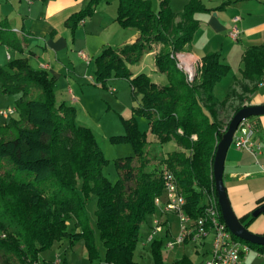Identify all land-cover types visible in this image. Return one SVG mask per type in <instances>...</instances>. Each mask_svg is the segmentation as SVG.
I'll return each mask as SVG.
<instances>
[{
  "label": "trees",
  "instance_id": "1",
  "mask_svg": "<svg viewBox=\"0 0 264 264\" xmlns=\"http://www.w3.org/2000/svg\"><path fill=\"white\" fill-rule=\"evenodd\" d=\"M99 2L88 0L68 25L75 28L92 16ZM169 3L162 0L155 11L150 0H119L118 23L138 31L140 37L132 44L107 47L95 58V84L104 85L112 77L127 79L134 100L139 98L135 111L151 124L150 140L135 119L123 121L125 134L117 139L130 143L134 154L116 161V185L102 173L107 160L91 129L77 125L74 106L58 103L55 79L46 71L32 69L24 58L0 69L2 93L20 95L15 102L19 119L0 125V264H51L41 258L42 253L66 239L70 244L83 240L91 262L139 264L134 252L140 228L154 213L155 199L163 193L160 167L151 168L157 158L148 154L166 143L181 147L166 153L161 164L174 173L186 200V212L193 218L202 214L204 191L214 192L218 200L213 162L231 120L224 125L220 110L237 99L239 103L231 106L232 118L241 108L253 105L250 95L264 81V44L246 49L242 78L220 101L214 87L231 70L221 61L220 52L201 58L198 78L192 85L170 57L173 50L188 49L198 27L193 16L206 8L200 0H191L177 15ZM158 44L162 48L155 64L167 77L165 85L145 73L134 75L130 69ZM6 166L11 170L6 171ZM12 170L29 172L34 182L16 178ZM47 187H51L48 195ZM91 198H96L98 205L95 224L85 209ZM249 245L264 252L262 246ZM151 251L153 264H169L163 258L160 240L152 243Z\"/></svg>",
  "mask_w": 264,
  "mask_h": 264
},
{
  "label": "crops",
  "instance_id": "2",
  "mask_svg": "<svg viewBox=\"0 0 264 264\" xmlns=\"http://www.w3.org/2000/svg\"><path fill=\"white\" fill-rule=\"evenodd\" d=\"M87 1L0 0V69L6 68V65L14 59L24 58L32 69L46 71L55 79L58 103L66 102L79 110L82 106L86 107L88 88H85V93L82 86L87 73L81 77L82 68L95 72V58L105 48L132 44L140 37L138 31L124 29L118 23L119 0H100L92 16L77 23L75 28L70 27L68 20L80 12ZM150 1L153 9L158 11L162 0ZM169 1L171 10L179 15L191 0ZM200 1L206 10L199 11L193 16L198 27L187 51L199 60L209 53L220 52L221 61L230 66V72L233 66H237L238 72L234 73L233 78L229 80L225 87L226 92H223L218 85L228 75L214 87V94L223 101L235 81L242 78V57L246 49L264 44V0ZM235 17H239L236 24L233 21ZM234 26L239 29L237 38L231 35ZM161 48L162 44L156 45L139 64L130 66L133 74L145 73V68L150 67L156 73V77L147 75L157 84H167L166 75L159 72L155 64V57ZM80 52L84 53L90 61H86ZM94 78L93 76V80ZM112 91H116L115 88H112ZM219 94L224 96L221 97ZM19 97L20 95L3 94L0 82V108L15 106L14 100L16 102ZM249 101L253 105L264 104V81L250 95ZM79 113L78 111V117ZM232 113H229L230 117ZM16 114L9 119L0 118V125L7 124L10 119H19V115L16 116ZM219 118L220 120L223 118L222 110H220ZM249 119L256 126L258 139L264 140V115ZM170 143L173 148H176L174 142ZM261 163H264V154L254 156L233 146L227 152L223 178L230 204L241 223L251 232L264 235V213L258 216L253 215L257 208L264 205V174L260 169ZM162 207V205L156 207L154 213L148 216L145 223L147 233L140 235L134 260L139 264H153L151 246L154 241L160 240L166 263L203 264L211 251V249L206 251L203 249L209 243L212 247V234L194 245L197 254H202V257L198 255L199 261H195L193 256H187L189 244L185 243L186 245L170 250L165 247L167 237L164 235L156 237L152 242L148 241L150 228L156 219L166 223L172 237L179 233V228L178 230L174 228L175 226L177 228L178 218L172 214L163 215ZM70 225L73 226V224ZM98 244L101 253L104 254L105 248L102 250L104 246L100 240ZM198 244L203 247L201 251L198 250ZM51 248L57 250L53 259L48 261L51 264L57 257L61 258L64 264H107L103 260L91 262L83 240L70 244L66 239L55 242ZM41 258L45 260L42 255ZM246 262L247 264H264V252L251 247Z\"/></svg>",
  "mask_w": 264,
  "mask_h": 264
},
{
  "label": "built area",
  "instance_id": "3",
  "mask_svg": "<svg viewBox=\"0 0 264 264\" xmlns=\"http://www.w3.org/2000/svg\"><path fill=\"white\" fill-rule=\"evenodd\" d=\"M233 21L236 24L239 17H235ZM238 33L239 29L234 26L231 35L237 38ZM80 54L86 61H90L84 53L80 52ZM170 57L175 61L177 68L184 73L186 82L190 85L194 84L198 78L200 60L187 50H173ZM17 112L15 106L0 108V118H12ZM256 132V126L250 119L242 121L234 134L232 145L236 149L247 151L254 156L264 154V140H259ZM260 169L264 174V163L260 164ZM160 174L163 180V193L155 199V206L162 205L164 214L175 215L180 222V231L172 237L166 223L156 219L150 228L148 241L152 242L156 237L164 235L167 237L165 247L174 249L188 241L199 243L203 238L212 234L210 255L203 264H247L246 257L251 246L234 238L222 218L214 192L204 191V199L201 204L202 214L193 218L185 210V197L179 192L176 177L167 164L160 165ZM53 264H64V262L57 257Z\"/></svg>",
  "mask_w": 264,
  "mask_h": 264
},
{
  "label": "rangeland",
  "instance_id": "4",
  "mask_svg": "<svg viewBox=\"0 0 264 264\" xmlns=\"http://www.w3.org/2000/svg\"><path fill=\"white\" fill-rule=\"evenodd\" d=\"M234 68L228 74V76L219 83V88L225 91L226 85L230 82L233 78L234 73L238 72L237 66H233ZM145 74H150L153 77H156V73L152 71V68L147 67L145 68ZM87 73L85 76L86 79L84 80L85 83L83 84L82 88L86 93V89L88 88L87 94L88 98L85 100V106L81 107V110L76 108V123L78 126H83L91 129L93 132L96 140L98 141L102 151L104 153L105 159L107 160L106 165L104 166L102 173L108 179V181L112 185H116L119 181V175L116 167V161L120 158H125L134 154L133 147L130 143H126L117 139L118 137L125 134V127H124V120L128 119H135L137 122L139 129L142 132H145L149 139L151 140L152 137L150 135V119L146 116L138 114L135 110L139 105V98L134 100L132 96V88L130 83L127 79L112 77L106 81L104 85L95 84V79L93 80V76L95 77V72L93 70H87V68H82L81 77H84V74ZM151 78V77H150ZM152 79V78H151ZM111 80H114L111 82ZM112 88H115L116 91H112ZM240 90L239 87H237ZM221 97L223 94H219ZM224 96V95H223ZM233 101V102H232ZM230 100L228 104L222 107V123L224 125L231 119L230 114L233 112V108L235 105L239 103L237 99ZM15 103V100H14ZM232 106V107H231ZM78 111L79 117H78ZM230 113V114H229ZM19 114H16L18 116ZM224 117H227L224 119ZM157 146V144H156ZM176 148H181L180 146L176 145ZM230 148H233L231 145ZM150 149V148H149ZM148 149V150H149ZM173 149V145L171 143H166L160 149L157 146L156 153L150 152L149 156H156V160L151 163V168H159L161 162V158L166 156L165 152H169ZM164 152H163V151ZM6 171H10L11 168L6 166ZM16 178L21 179L23 181H33L34 176L29 172H22L18 170H12L11 172ZM51 187H47V195L50 191ZM86 212L89 216L90 222L92 224L96 223V211L98 209L97 199L91 198L85 205ZM159 214V213H157ZM166 215V214H163ZM173 215V214H172ZM175 216V215H174ZM160 217V216H159ZM166 217V216H164ZM177 218V217H176ZM165 220V218H164ZM177 228L174 227L178 232L180 231V222L177 219ZM73 224V222L71 223ZM145 225V224H144ZM72 225H70L71 227ZM147 233V227L142 226L140 228V235H145ZM186 244L188 245L187 248V256L194 258V260L199 261V258L202 257V254H197L195 243L188 241ZM185 244V245H186ZM198 250L201 251L203 247L201 245H197ZM104 247H102V250ZM211 249L210 243L207 244L203 251ZM56 249L50 248L44 251L42 254L45 261H51L54 257ZM173 250V249H170ZM139 251V250H138ZM137 251V253H139ZM200 255V257L198 256ZM137 257V256H136ZM40 263V262H34ZM32 264V263H31ZM42 264V263H40Z\"/></svg>",
  "mask_w": 264,
  "mask_h": 264
},
{
  "label": "water",
  "instance_id": "5",
  "mask_svg": "<svg viewBox=\"0 0 264 264\" xmlns=\"http://www.w3.org/2000/svg\"><path fill=\"white\" fill-rule=\"evenodd\" d=\"M262 115H264V104L243 107L233 115L225 133L217 144L213 162V178L221 215L231 233L249 244L264 247V235L255 234L248 230L233 211L223 178L227 152L232 145L239 124L251 117ZM261 213H264V205L257 208L253 215L258 216Z\"/></svg>",
  "mask_w": 264,
  "mask_h": 264
},
{
  "label": "bare ground",
  "instance_id": "6",
  "mask_svg": "<svg viewBox=\"0 0 264 264\" xmlns=\"http://www.w3.org/2000/svg\"><path fill=\"white\" fill-rule=\"evenodd\" d=\"M243 242H245V241H243ZM247 243V242H246Z\"/></svg>",
  "mask_w": 264,
  "mask_h": 264
}]
</instances>
